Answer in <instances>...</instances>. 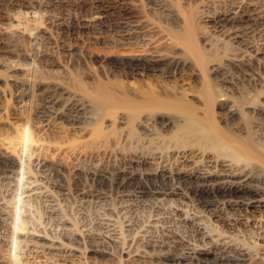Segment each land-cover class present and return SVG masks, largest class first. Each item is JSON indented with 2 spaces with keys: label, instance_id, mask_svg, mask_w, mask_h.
I'll list each match as a JSON object with an SVG mask.
<instances>
[{
  "label": "bare ground",
  "instance_id": "6f19581e",
  "mask_svg": "<svg viewBox=\"0 0 264 264\" xmlns=\"http://www.w3.org/2000/svg\"><path fill=\"white\" fill-rule=\"evenodd\" d=\"M146 4L152 12L157 9L166 12L167 20L179 24L181 31L171 33L152 23L129 0H0V60L25 56L34 62L36 56L21 45L20 39L24 36H31V43L36 44L48 40L45 36L50 29L69 36L84 32L96 42H111L121 47L167 44L172 49L169 53L172 61L161 67L134 61L128 68L132 72L160 71L171 77L174 71L188 66L196 65L204 70L214 58L221 56L217 43H201L199 49L198 38L202 40L204 33L199 35L196 27L208 31L212 36L209 42L224 38L231 46L243 44L251 50L247 57L225 56L230 57V63L246 61L247 64L252 58L264 59V48H255L252 41H247L250 36L264 42V0H146ZM28 22L36 27L30 28ZM33 71L31 79L12 82L10 96L17 111L31 109L33 121L44 129L65 125L95 141L105 136L96 104L100 97L92 93L80 95L60 84L40 82L36 70V75ZM209 72L217 73L215 68ZM214 78L211 80L218 78L217 75ZM162 94L172 97L167 90ZM36 96L39 103L33 107ZM174 105L188 110L194 123L186 136L200 141L198 151L175 156L185 160L198 153L204 161L199 168L175 171L159 168L144 174L127 168L116 172L76 170L70 183L54 180V175L60 176L59 173H54L42 159L33 158V146L37 143L30 123L17 128L13 138L9 134L3 137L0 142L7 148L0 150V236L13 248L9 249V264H24L17 252L19 248L44 258L74 255L82 258L87 253L113 256L119 252L127 262L156 257L159 262L176 264H191L192 255L210 254V249L215 248L237 261L264 263V224L256 226L257 233L250 236L246 233L255 228L256 217L264 219V101L252 99L239 103L221 97L218 101V107L223 110L220 123L213 120L209 109L198 111L194 104L182 100ZM248 117L254 119L251 126L246 123ZM117 123L120 130L124 129L127 116L119 115ZM177 126L175 119L164 114L141 113L136 119L138 133L148 142L175 134ZM147 156L140 154L133 162L139 166L150 165L154 159ZM132 195L139 196L137 200L133 198L136 202L125 200ZM73 197L79 198L82 208L78 214L73 211L70 215V207H66L69 203L63 205L67 201L71 203L69 199ZM185 199L211 208L217 204L221 208L229 206L233 212L231 226L238 230L235 239L239 244L253 239L257 250L259 247L261 250L252 254V248L238 245L237 241V244L221 243L220 235V240H215L209 232L200 233L205 240L199 239L198 244L187 230L192 218L178 216L183 212L180 202ZM169 201L175 204L170 211L165 207ZM36 204L44 206V218L39 219L36 209V212L32 209ZM122 210L134 214L135 218L126 215L124 223H118L119 215L124 214ZM146 211L153 212L149 218L146 213L143 215ZM134 244L137 248L132 253Z\"/></svg>",
  "mask_w": 264,
  "mask_h": 264
},
{
  "label": "rangeland",
  "instance_id": "374dc122",
  "mask_svg": "<svg viewBox=\"0 0 264 264\" xmlns=\"http://www.w3.org/2000/svg\"><path fill=\"white\" fill-rule=\"evenodd\" d=\"M130 1H134L137 9L144 15L146 14L153 21H151L152 23L160 25L159 27L162 26L163 29L165 28L171 33H179L181 31L179 24L176 25L174 22V24L172 22L171 24L167 20L166 12L163 13L159 9L156 12H152L146 4V0ZM28 26L30 28L36 27L32 22H28ZM196 29L199 35L204 33L202 40L200 38H198L199 40L197 39L198 47L201 46L199 49L202 48L201 43H217L221 56L216 57V59L213 55L215 60L208 64V67L204 69L205 71L200 70L196 65L194 68L188 66L187 68H180L178 71H174L171 77L164 75L160 71L155 73L132 72L128 68L130 63L134 61L154 64L155 67H161L164 63L172 61L173 59L170 58L172 56L169 54L170 52L172 53V49L167 44H162L161 46L139 45L133 48L121 47L111 42H96L84 32L79 36H69L58 34L56 30L51 29L49 30V35L45 36L48 40L38 41L37 45L31 43V36L22 37L23 39H20L21 45L25 46L24 49L29 50V53L35 55L36 58L34 62L25 56L11 57L9 60L4 61L0 60V92L2 94L0 98V141L3 140V137L6 138L8 134L13 138L17 128L30 123L29 126L32 127L30 129L35 136V143L38 144L33 146V158L42 159V161L46 162V165L49 164V168L54 173H59L60 176L54 175V180L62 179V181L66 180L65 182L73 180L76 170L109 169L111 172H116L119 169L127 168L133 171L135 169V171L144 174L147 171H155L159 168L175 171L181 168H199L203 166L204 161L198 153L191 155L185 160L175 156L176 153L193 154V152L198 151L200 141L196 140L195 137L192 139L190 135L186 136L188 134L187 129L193 126V117L187 114L188 110L180 109L174 103L177 100H182L186 104H194L193 106L198 111L209 109L208 111L210 114L212 113L213 120L218 123H220L223 116V110L218 107V101L221 97L231 102L237 101L240 103L253 99L261 103L264 101V59L259 61L257 58H252V61L249 62L250 64L248 62L246 64V61L239 64L230 63L228 61L230 57L226 58L225 56L247 57L251 55V50H248L243 44L231 46L232 44L227 42L228 39L225 40L224 38H214L209 42L211 35L208 31H203L202 27H196ZM247 41H252L251 43L254 44L255 48H264V42L261 39L259 40V38L249 36ZM236 45L238 46L236 47ZM176 55H179V58L183 57L178 52ZM213 68L217 71L216 74L213 73L214 76L212 73H208ZM196 69H199V72ZM33 70H36L40 82L42 80V82L46 83L60 84L75 93H88L87 95L93 94L97 98L100 97L96 104L98 116L102 119L101 124L103 125L101 127L105 136L95 141L85 134H76V132L65 125H53L50 129H44L35 120L33 121L31 109H29L30 111H17L14 100L10 96V92L13 91L12 82L17 79H31V71ZM203 73H207V75ZM36 74L34 72V75ZM216 75L218 78H222V76L225 78L218 79ZM213 78L215 80H211ZM165 90L171 92L172 97L166 98L163 96L162 93ZM211 99L212 101L215 100L214 102H217V104L208 101ZM33 101L34 107L39 103V98L36 96ZM206 101L208 105H206ZM30 105L32 106V103ZM207 106H210V108H207ZM141 113L167 115L175 119L179 127L177 126L178 128L174 131V133L176 132L175 134L172 133L170 136L162 137L161 140L148 142V140L146 141L140 136L136 129V119ZM121 114L127 116L128 124L124 129L120 130L117 122ZM251 120L254 119L248 117L246 120L249 126L253 123ZM178 136L181 137L178 138ZM71 144L75 146H71ZM6 148L4 143L0 142V150L2 149L1 151H3ZM140 154L153 158L152 164L139 166L134 163L133 161ZM137 196L132 195V198L126 197L125 200H137L139 197ZM69 200L71 203L67 201L63 207L69 203L70 205L68 204L66 207L68 209L70 207V215L73 211V214H76V212L78 214V211L82 208L81 201L78 197H73ZM172 204L169 201L165 207L170 211L173 208L172 206H175V204ZM36 205L32 209L34 211L36 209L37 212H35L38 213L36 215L38 218L40 216L39 219H41L44 216V206ZM217 205L211 208L195 200H181L179 207L183 212L179 213L178 216H190L192 218V222L187 224V230L198 244L201 243V240H205L201 234H207L208 232L211 238H216L215 240L221 239V243L237 244L235 238L238 230L231 226L233 224L231 221L233 212L229 206L221 208L219 204ZM71 206H73V209ZM65 209L67 210V208ZM124 211L126 210L124 209ZM124 211L122 210L121 213H124ZM151 211H148V213L146 211L143 215L146 213L149 218L153 213H150ZM126 215L127 217L135 218L134 214L125 212L119 215L118 223L123 224V221L126 220ZM255 219V228L246 230L249 236L257 233L256 226H259L260 223V225L264 224L262 217L258 216ZM241 228L245 230L243 227L239 229ZM219 235L222 238L219 239ZM3 239L0 236V263L9 264L8 253L9 249L11 251L13 248ZM252 240L249 239L240 244L241 246L252 248L249 250L253 254L261 249L259 247V250H257L258 246L253 242L255 240ZM240 244L238 242V245ZM131 247V252L134 253L137 245L134 244ZM17 252L24 264H176L159 262L156 257L151 260L134 258L132 259L133 261L129 260L127 262L126 258L124 259L119 252L113 256L96 254L91 255L92 257L87 253L82 258L75 257V255L68 258L63 256L37 257L25 248H19ZM191 258V264H264L261 261H254V263L237 261L236 258L222 254L215 248L210 249V254L197 253L192 255Z\"/></svg>",
  "mask_w": 264,
  "mask_h": 264
}]
</instances>
